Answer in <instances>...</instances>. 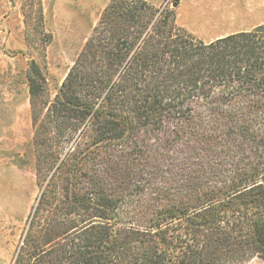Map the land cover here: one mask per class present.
Instances as JSON below:
<instances>
[{"label":"trees","instance_id":"1","mask_svg":"<svg viewBox=\"0 0 264 264\" xmlns=\"http://www.w3.org/2000/svg\"><path fill=\"white\" fill-rule=\"evenodd\" d=\"M28 78L40 193L11 264L264 262V22L207 42L109 0L42 118Z\"/></svg>","mask_w":264,"mask_h":264},{"label":"rangeland","instance_id":"2","mask_svg":"<svg viewBox=\"0 0 264 264\" xmlns=\"http://www.w3.org/2000/svg\"><path fill=\"white\" fill-rule=\"evenodd\" d=\"M108 1L0 0V264H11L40 193L30 65L35 60L47 79L42 118ZM148 1L174 9L178 24L207 42L264 22L255 16L264 0H238L236 9L225 0Z\"/></svg>","mask_w":264,"mask_h":264},{"label":"crops","instance_id":"3","mask_svg":"<svg viewBox=\"0 0 264 264\" xmlns=\"http://www.w3.org/2000/svg\"><path fill=\"white\" fill-rule=\"evenodd\" d=\"M225 1L232 3L231 8H235V9L238 8V0H225ZM257 7H259V6H257ZM262 8L264 9V6ZM255 16H264V13L260 12V13L255 14Z\"/></svg>","mask_w":264,"mask_h":264},{"label":"water","instance_id":"4","mask_svg":"<svg viewBox=\"0 0 264 264\" xmlns=\"http://www.w3.org/2000/svg\"><path fill=\"white\" fill-rule=\"evenodd\" d=\"M177 5H178V2L175 3V6H177Z\"/></svg>","mask_w":264,"mask_h":264}]
</instances>
